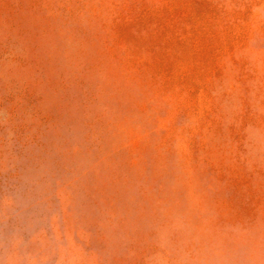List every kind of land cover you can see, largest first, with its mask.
<instances>
[{"label": "rangeland", "instance_id": "1", "mask_svg": "<svg viewBox=\"0 0 264 264\" xmlns=\"http://www.w3.org/2000/svg\"><path fill=\"white\" fill-rule=\"evenodd\" d=\"M0 264H264V0H0Z\"/></svg>", "mask_w": 264, "mask_h": 264}]
</instances>
